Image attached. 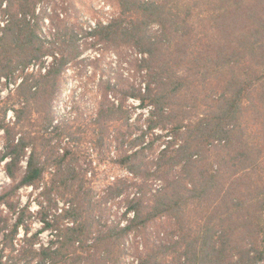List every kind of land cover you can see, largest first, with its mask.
I'll use <instances>...</instances> for the list:
<instances>
[{
  "label": "trees",
  "instance_id": "1",
  "mask_svg": "<svg viewBox=\"0 0 264 264\" xmlns=\"http://www.w3.org/2000/svg\"><path fill=\"white\" fill-rule=\"evenodd\" d=\"M35 2L0 0V84L21 77L0 97L14 181L0 193V264H264V0H114L117 13L88 29ZM81 33L139 57L131 82L102 86L79 135L52 108ZM85 135L129 175L96 189L92 170L69 168L65 147ZM46 175L63 202L35 246L14 195ZM121 197L122 221L108 219Z\"/></svg>",
  "mask_w": 264,
  "mask_h": 264
},
{
  "label": "rangeland",
  "instance_id": "2",
  "mask_svg": "<svg viewBox=\"0 0 264 264\" xmlns=\"http://www.w3.org/2000/svg\"><path fill=\"white\" fill-rule=\"evenodd\" d=\"M114 3V0H36L35 9H45L47 12V10H52L55 7L59 18L65 17L70 24H77L88 29V27L94 26L97 21L107 22L111 16L116 14L117 8ZM43 20L42 28L46 31L51 27L49 23L50 18L45 14ZM76 44L80 53L71 61V64L68 65L66 71L63 73L60 90L54 96L52 114L55 121L63 117L70 124L73 120L72 130L80 135L82 133L81 129L86 127L87 119L94 114V110L97 108V100L100 98L102 86H105L108 80L111 83H117L119 86L131 82L133 78V65L132 63L130 64V61L135 56L139 57V55L135 54L130 47L120 46L114 48V46L104 44L95 36L85 35V33L78 34ZM47 57V61L50 60V56L47 55ZM35 68L29 67L28 70H33L31 72H34ZM2 79L3 77L1 78V82L3 81ZM20 80L21 77L19 76L16 79V83H1L0 97H6L10 93L9 90L13 89ZM136 81H139V77L136 78ZM127 100V103L133 105L136 109L138 101L133 98H128ZM2 112L3 106L1 104L0 118H2ZM132 115L134 118L135 114ZM13 118V111L8 109L4 119L5 122L13 120ZM138 132L136 131V133ZM2 133L3 130L0 128V150L3 145ZM46 137H50V144H56V137L49 134L48 131H46ZM66 139L62 138L59 142L60 144L58 143L61 148H64L68 144ZM75 142L77 141H71L67 145L70 147H65L72 153L66 157L65 164L68 166L69 163V168L71 167L75 170L87 169V176L90 175L89 172L91 170L93 174L95 172V176L91 175V184L96 189L102 188L105 184L113 181L114 178L129 175L124 168L113 162L112 148L108 147V154L104 156V159L100 160L99 158L102 156L98 155V150L92 145L87 135L83 139L81 138L79 143ZM59 152L61 153L62 149ZM72 156H78V159L68 162ZM88 161H90L89 165L87 164ZM21 164L22 167L18 171L19 175L24 169L25 161H22ZM48 178L49 176L46 175L45 183L43 182L37 187L23 186L14 195V198L19 200L20 206L29 205L28 209L32 215L28 219V235L37 233V243L35 246H39L40 243L46 244L47 240L52 238L49 229L41 230L44 226L43 218L45 220H52L53 214L57 211L58 207L62 206L63 202L58 193H55L53 188H50V178ZM13 184L14 181L4 171V161L0 162V193ZM47 189L51 190L48 191ZM123 197L112 201V209H109L107 215L108 219L122 221L120 219L121 213L126 204L121 200ZM106 205L108 206V204ZM1 208L5 211L3 206H0V210ZM10 216V222H12L14 216ZM60 222L65 224L67 219H62ZM21 236H23V229H19L17 235V237Z\"/></svg>",
  "mask_w": 264,
  "mask_h": 264
}]
</instances>
